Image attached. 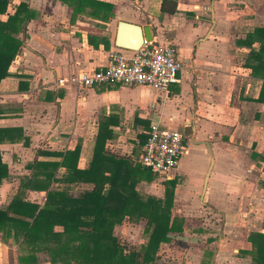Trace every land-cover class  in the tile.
<instances>
[{
  "label": "crops",
  "instance_id": "1",
  "mask_svg": "<svg viewBox=\"0 0 264 264\" xmlns=\"http://www.w3.org/2000/svg\"><path fill=\"white\" fill-rule=\"evenodd\" d=\"M99 1L111 5L108 18L92 15L96 9L90 5L73 16L62 0H8L6 12L0 13V20L6 19L20 2L32 13L25 34L16 35L23 43L9 74L0 80V157L8 171L0 184V206L19 193L20 183L33 170L30 164L61 159L49 152L80 145L77 167L85 168L101 122L108 123L112 134L105 148L135 163L152 125L173 128L184 134L186 155L167 177L177 180L174 196L191 213L189 205L200 193L204 208L219 216L221 228L206 226L212 216L201 218L199 210L172 212L182 224L180 231L169 234L170 240L181 242L160 246L171 247L179 258L168 262L158 251L155 264H249L238 252L250 247L249 231L264 230V171L251 158L252 151L264 156V81L251 75L245 65L250 47L237 41L264 27V0H177L174 13L160 9L162 0ZM120 20L146 29L151 40L174 44L181 62L179 80L166 91L119 83L85 90L56 86L58 76L105 67L113 51L129 53L115 45ZM185 160L199 171L195 184L183 171ZM64 173L58 166L48 187H67L72 196L93 187L91 182H64ZM149 183L139 182L136 189L150 194ZM22 196L42 204L46 190L28 187ZM197 219L188 226V220ZM136 223L116 224L113 234L117 236L116 227ZM142 231L143 226L140 241ZM26 241L45 245L32 235ZM18 254V246L3 242L0 233V264H19ZM35 264H49L45 251L37 252Z\"/></svg>",
  "mask_w": 264,
  "mask_h": 264
},
{
  "label": "trees",
  "instance_id": "2",
  "mask_svg": "<svg viewBox=\"0 0 264 264\" xmlns=\"http://www.w3.org/2000/svg\"><path fill=\"white\" fill-rule=\"evenodd\" d=\"M72 8V15L81 13L87 5L92 15L108 18L111 5L99 0H62ZM8 0H0V13L7 10ZM177 0H162L160 9L176 11ZM32 17L30 9L20 2L12 13L0 20V80L9 74L8 68L23 41L16 35L25 34V24ZM238 43L250 47L245 65L253 77L264 81V27H255ZM257 43V48L254 44ZM112 136L108 123H99L91 159L85 168L77 167L80 145L65 152H49L60 160L36 161L30 164L31 175L20 183V191L6 206H0V233L3 242L18 246L19 264H35L37 252L45 251L49 264H155L161 242L170 240V233L181 230L182 219L172 215L176 178H165L163 196L141 193L139 182H151L150 169L135 163L125 155L105 148ZM251 158L262 163L264 156L251 152ZM58 166L65 168L61 180L68 183L91 182L93 187L79 196L68 193L67 187H48ZM8 176L0 157V184ZM264 184V177L262 180ZM33 187L46 190L45 200L37 204L24 200L23 191ZM144 219L142 241L127 249L113 234L116 224L136 223ZM264 229V223H263ZM32 235L44 241V247L29 245ZM250 247L238 254L249 258V264H264V230H251Z\"/></svg>",
  "mask_w": 264,
  "mask_h": 264
},
{
  "label": "built area",
  "instance_id": "3",
  "mask_svg": "<svg viewBox=\"0 0 264 264\" xmlns=\"http://www.w3.org/2000/svg\"><path fill=\"white\" fill-rule=\"evenodd\" d=\"M180 67L174 44L144 39L137 49H130L128 54L111 52L105 67L58 76L55 84H71L85 90L102 84L119 83L166 91L170 84L179 80ZM146 135L137 162L150 169L156 177L165 179L178 165L184 148V134L177 129L152 125Z\"/></svg>",
  "mask_w": 264,
  "mask_h": 264
},
{
  "label": "rangeland",
  "instance_id": "4",
  "mask_svg": "<svg viewBox=\"0 0 264 264\" xmlns=\"http://www.w3.org/2000/svg\"><path fill=\"white\" fill-rule=\"evenodd\" d=\"M181 34H182V36H185L186 33H185L184 29H183V31H181ZM177 49H178V54H179L180 53L179 47ZM183 151H184V149L182 150V154H181L182 156H180L179 161H181V159L186 156L185 154H183ZM185 163H187V165L185 167L186 169L183 171L187 173V180L190 182V184H195L194 181L197 179L199 171L195 168V166H193V162H188L187 160H185ZM181 168H182V166H181ZM178 177H179L180 181L183 182V177L180 175H178ZM162 180L163 179L160 177L159 178L155 177V179L153 180L154 183L150 182L149 183L150 185L147 184L150 187V191H149L150 194H153L156 196H160V195L162 196L163 195L164 187L162 185V182H163ZM199 195H200V193H196L193 197L194 199H192L194 201L189 205V207L192 208L191 213L199 210V213L201 211V215H200L201 218H205L207 216H212L210 219L207 220L208 223L206 226H208V227L214 226L216 228L220 227L219 221L217 220L219 218V216L215 215V214L213 215L212 211H210V208H208V206L206 208H204L205 206H203V204L205 201L201 200ZM201 201H204V202H201ZM186 206H184L181 203L180 198L178 196L173 197V202H172V207H171V210L173 213H181V214H185V215L191 214L190 212L184 210L183 207H186ZM188 222H189L188 226H192V224L198 223L199 220L198 219L197 220H188ZM188 222H186V223L188 224ZM184 223H185V220H184ZM143 224H144V221L140 220L136 224H132V225H128V224L125 225L124 224L122 226L116 227L115 232L117 234V237L120 240V242H122L123 245L127 249H133L135 247V245L138 244V242H141L140 241L141 240V229H142ZM180 242L181 241L177 240V239H174L172 242H171V240L167 241V243H171L170 244L171 247L176 243L179 244ZM171 247L159 246V249H158V251L161 254H163V256H165L164 259H166L168 262H174L179 258V256L177 257V255H176L177 253L175 251H172V252L169 251L171 249Z\"/></svg>",
  "mask_w": 264,
  "mask_h": 264
},
{
  "label": "water",
  "instance_id": "5",
  "mask_svg": "<svg viewBox=\"0 0 264 264\" xmlns=\"http://www.w3.org/2000/svg\"><path fill=\"white\" fill-rule=\"evenodd\" d=\"M151 40V33L138 24L120 20L117 24L115 45L126 49H137L143 40Z\"/></svg>",
  "mask_w": 264,
  "mask_h": 264
}]
</instances>
